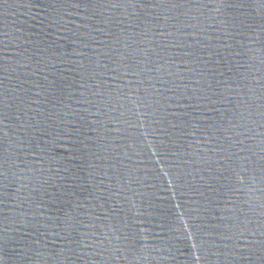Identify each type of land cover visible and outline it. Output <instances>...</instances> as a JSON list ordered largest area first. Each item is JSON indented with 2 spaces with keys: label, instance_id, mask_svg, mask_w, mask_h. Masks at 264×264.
Listing matches in <instances>:
<instances>
[{
  "label": "water",
  "instance_id": "obj_1",
  "mask_svg": "<svg viewBox=\"0 0 264 264\" xmlns=\"http://www.w3.org/2000/svg\"><path fill=\"white\" fill-rule=\"evenodd\" d=\"M0 264H264V0H0Z\"/></svg>",
  "mask_w": 264,
  "mask_h": 264
}]
</instances>
